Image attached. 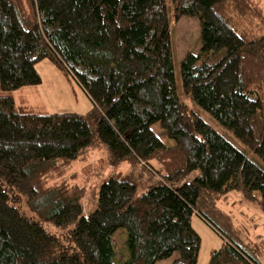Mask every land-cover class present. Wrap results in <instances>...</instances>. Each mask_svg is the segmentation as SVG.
Masks as SVG:
<instances>
[{"label":"trees","instance_id":"1","mask_svg":"<svg viewBox=\"0 0 264 264\" xmlns=\"http://www.w3.org/2000/svg\"><path fill=\"white\" fill-rule=\"evenodd\" d=\"M171 6L201 25V51L185 56L180 82ZM251 20L264 26L254 0H0V264H157L176 254L172 264H198L194 216L225 242L209 264H264V245H246L219 206L238 190L258 194L264 213V168L197 111L264 164V32L246 29ZM45 60L80 84L89 112L17 105L12 93L40 85ZM99 147L112 164L142 165L157 186L139 194L115 174L86 215L85 190L56 180Z\"/></svg>","mask_w":264,"mask_h":264},{"label":"rangeland","instance_id":"2","mask_svg":"<svg viewBox=\"0 0 264 264\" xmlns=\"http://www.w3.org/2000/svg\"><path fill=\"white\" fill-rule=\"evenodd\" d=\"M264 14V0H254ZM171 8V29L173 50L175 58V73L180 82L181 62L189 53L199 54L201 51V25L197 18L181 17L177 20L174 9ZM251 24L246 29L260 35L264 32V26L258 20L248 21ZM240 32L244 31L243 25L237 27ZM42 83L38 86H27L19 91L13 92L18 106H28L34 110L47 114L55 113H76L86 114L92 109V102L80 84L71 76H66L61 70L48 60L37 65ZM182 99L192 107L191 100L184 94ZM203 119L214 127L224 138L231 142L238 150L243 152L250 160L264 168V164L250 152L242 142L237 140L232 131L217 124L207 113L200 109ZM166 141V140H165ZM115 174L131 176L138 184L139 194H143L157 186L158 179L142 165L131 166L128 163L112 164L110 154L106 147H99L88 151L81 160L72 164L63 178L57 179V183L66 181L70 185H78L85 190L84 211L88 215L96 206L100 187L103 182ZM227 197L220 202V209L230 217L235 230L239 232L243 241L249 247L264 245V213L260 203V196L257 200H247L238 190H232ZM28 215L31 213L23 209ZM32 216V215H30ZM192 224L202 239L198 264H209L210 254L213 250L220 249L225 243L220 234L211 226L206 224L198 216H194ZM45 227L54 234L60 231L53 225L45 224ZM127 232L121 229L114 237L118 260L126 255L125 245ZM178 258L159 262L157 264H172ZM263 263H264V256Z\"/></svg>","mask_w":264,"mask_h":264}]
</instances>
